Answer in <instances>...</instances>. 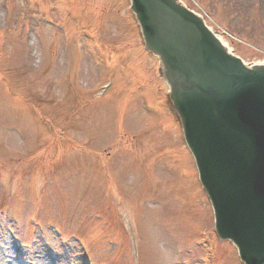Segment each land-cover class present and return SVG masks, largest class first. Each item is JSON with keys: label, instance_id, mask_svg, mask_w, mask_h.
Listing matches in <instances>:
<instances>
[{"label": "rangeland", "instance_id": "374dc122", "mask_svg": "<svg viewBox=\"0 0 264 264\" xmlns=\"http://www.w3.org/2000/svg\"><path fill=\"white\" fill-rule=\"evenodd\" d=\"M179 1L264 64V0ZM165 81L129 0H0V264H244Z\"/></svg>", "mask_w": 264, "mask_h": 264}, {"label": "water", "instance_id": "95a60500", "mask_svg": "<svg viewBox=\"0 0 264 264\" xmlns=\"http://www.w3.org/2000/svg\"><path fill=\"white\" fill-rule=\"evenodd\" d=\"M221 240L244 264H264V66H246L177 0H130Z\"/></svg>", "mask_w": 264, "mask_h": 264}, {"label": "bare ground", "instance_id": "6f19581e", "mask_svg": "<svg viewBox=\"0 0 264 264\" xmlns=\"http://www.w3.org/2000/svg\"><path fill=\"white\" fill-rule=\"evenodd\" d=\"M219 40L221 41V43L223 44V46L228 47L221 39H219ZM228 50L231 51V49L229 47H228ZM14 240L17 241L16 238H14Z\"/></svg>", "mask_w": 264, "mask_h": 264}]
</instances>
